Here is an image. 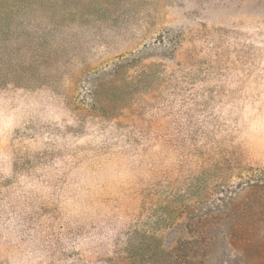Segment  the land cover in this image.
I'll return each instance as SVG.
<instances>
[{"label": "clouds", "instance_id": "9594fccd", "mask_svg": "<svg viewBox=\"0 0 264 264\" xmlns=\"http://www.w3.org/2000/svg\"><path fill=\"white\" fill-rule=\"evenodd\" d=\"M106 28L88 93L84 64L0 69V264H107L138 202L193 165L264 171L246 119L264 122V0H119Z\"/></svg>", "mask_w": 264, "mask_h": 264}, {"label": "rangeland", "instance_id": "374dc122", "mask_svg": "<svg viewBox=\"0 0 264 264\" xmlns=\"http://www.w3.org/2000/svg\"><path fill=\"white\" fill-rule=\"evenodd\" d=\"M34 2L30 16L49 30L45 50L49 57L26 68L46 75L84 64L87 72L81 71L79 86L88 93L100 79L91 67L106 53L104 40L111 37L106 24L116 16L119 0ZM26 30L36 36L31 27ZM35 44L30 45V52L22 50L16 56L22 67L21 56L36 62ZM103 67L107 70L112 65ZM260 67L257 62L252 71ZM3 87L6 84L1 79L0 90ZM98 94L113 106L122 98L120 89L103 83ZM221 106L226 113L227 107ZM252 115L246 114L251 145L255 150L264 149V122L259 117L251 119ZM193 169L138 202L132 234L112 255L102 257L107 264H264V171L240 166L230 158L193 165Z\"/></svg>", "mask_w": 264, "mask_h": 264}, {"label": "trees", "instance_id": "16d2710c", "mask_svg": "<svg viewBox=\"0 0 264 264\" xmlns=\"http://www.w3.org/2000/svg\"><path fill=\"white\" fill-rule=\"evenodd\" d=\"M34 4V0H0V69L3 67L5 69H14V67L23 69L26 68L25 65L31 64V66H34L39 63L38 60H45L49 57L45 52L48 47L46 40L49 36V30L32 21L30 16L32 12L29 9ZM51 26L52 24H50ZM29 27L34 30L36 36L25 33L27 32L26 28ZM36 40H38V44L34 43ZM33 44H35L34 48L38 51V57H35L36 62L34 63L28 55L21 56L22 67L21 64L16 62L15 58L20 55L22 50L30 52V45Z\"/></svg>", "mask_w": 264, "mask_h": 264}]
</instances>
